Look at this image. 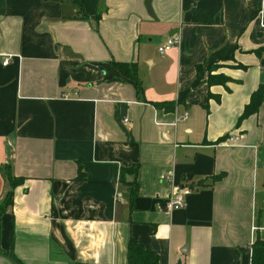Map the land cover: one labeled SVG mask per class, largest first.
Masks as SVG:
<instances>
[{"label": "crops", "instance_id": "1", "mask_svg": "<svg viewBox=\"0 0 264 264\" xmlns=\"http://www.w3.org/2000/svg\"><path fill=\"white\" fill-rule=\"evenodd\" d=\"M112 63L134 64L142 90ZM260 85L264 0H0V203L5 168L22 179L1 249L21 264H126L134 238L158 264H250L264 97L238 118ZM135 166L131 200L120 174Z\"/></svg>", "mask_w": 264, "mask_h": 264}, {"label": "trees", "instance_id": "2", "mask_svg": "<svg viewBox=\"0 0 264 264\" xmlns=\"http://www.w3.org/2000/svg\"><path fill=\"white\" fill-rule=\"evenodd\" d=\"M257 53H259V50L257 51ZM112 65L114 68H116V70L120 72L122 76L132 80L135 83V88L138 93L142 90L140 81L138 80L137 77V68L134 64L127 65L123 63H112ZM210 82H212L211 79ZM220 82L223 83L224 79L221 80ZM263 97H264V85H260L251 94L248 105L245 106L242 114L238 118V124L248 116L257 113ZM154 105L157 108H161L166 112H171L174 109V105L172 103H154ZM125 173L136 175L137 167L135 166L131 169H122L120 174V181L122 183H125V185L128 187L130 191V198L132 200L137 194V184L135 181L131 183L125 182L124 181ZM5 176L9 183L10 190L6 193L3 202L0 203V223H1L2 215L12 205L13 188L16 187L22 181V179H17L11 176L9 170L6 168H5ZM0 229H1V224H0ZM0 254L9 257L10 259H12V261L15 264H21L18 261V259H16L12 251L5 252L1 249V246H0ZM75 264H79V263H75ZM126 264H158V258L156 255L152 253L150 249L140 245L136 241V239L130 238L127 244ZM250 264H264V241L260 240L259 238L255 239V241L251 245Z\"/></svg>", "mask_w": 264, "mask_h": 264}, {"label": "built area", "instance_id": "3", "mask_svg": "<svg viewBox=\"0 0 264 264\" xmlns=\"http://www.w3.org/2000/svg\"><path fill=\"white\" fill-rule=\"evenodd\" d=\"M179 44V37L177 35H173L167 38L157 49L160 55L165 54L169 50L177 47ZM10 56H5L2 62L3 66H6L9 63ZM128 120H124V124L127 123ZM233 139H229L227 145H230ZM191 192L190 188L184 186L176 189L170 197H168L166 201V208L168 211H174L178 209H182L185 206V196Z\"/></svg>", "mask_w": 264, "mask_h": 264}]
</instances>
